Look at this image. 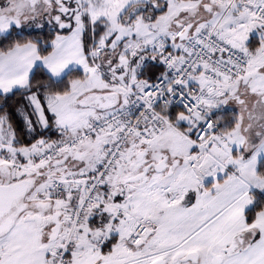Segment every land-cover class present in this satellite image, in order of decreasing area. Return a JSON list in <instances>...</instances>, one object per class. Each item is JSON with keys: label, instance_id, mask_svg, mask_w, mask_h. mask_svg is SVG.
I'll return each mask as SVG.
<instances>
[{"label": "snow or ice", "instance_id": "1", "mask_svg": "<svg viewBox=\"0 0 264 264\" xmlns=\"http://www.w3.org/2000/svg\"><path fill=\"white\" fill-rule=\"evenodd\" d=\"M0 264H264V0H0Z\"/></svg>", "mask_w": 264, "mask_h": 264}]
</instances>
